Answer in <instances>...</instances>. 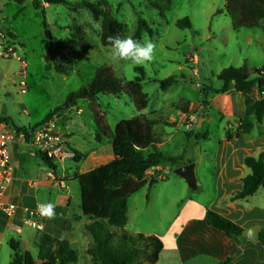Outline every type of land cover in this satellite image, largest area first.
<instances>
[{"label":"rangeland","instance_id":"obj_1","mask_svg":"<svg viewBox=\"0 0 264 264\" xmlns=\"http://www.w3.org/2000/svg\"><path fill=\"white\" fill-rule=\"evenodd\" d=\"M37 1L40 9L34 6V0H0V34L9 40V34L16 36V40L10 42L12 46L17 42L16 52L27 64V89L21 94L13 84V80L18 79L15 74L19 71V63L0 58L3 75L0 114L7 116L11 127L29 129L42 123L71 94L86 88L101 68L112 70L123 89L128 82L144 78L143 92L148 95L145 109L139 111L124 92L117 96L102 94L94 103L82 100L78 106L64 112L62 120L57 118L54 130L63 132L67 127L68 132L74 133L71 146L80 148L84 140L77 130L82 127L89 135L98 127L95 104L98 116L112 131L121 121L139 119L152 129L164 154L181 156L185 152L186 161L195 164L205 157L204 165L198 167L196 175L201 182L199 190L192 191L187 182L174 173L177 168L163 163L166 173L155 171L154 175H159L161 181L152 187L145 186L130 202L126 231L132 234L136 225L146 232L153 230L164 245L157 264L174 262V237L185 218L192 214L202 216L216 195L209 174L219 139L225 130L227 134L236 133L234 124L226 125L225 106L217 98L220 95L211 93L204 103L202 88L222 87L218 76L231 67L246 66L250 78L257 77L255 70L264 67V20L258 27L236 29L225 11L227 0H105L106 7L100 5L102 11L109 12L126 26V36L135 35L139 22L147 26L142 40L155 43V58L137 66L112 58L110 47L101 44L102 19L96 20L90 10L80 5L84 0H69L77 5L75 8L49 6L44 0ZM90 1L99 3L98 0ZM186 18L192 28L177 27L176 23ZM47 32L51 40L47 38ZM75 36L79 38V47L76 54L68 58L67 73L60 74L55 69L58 59L52 50L58 47L65 53L70 52L66 43L69 39L75 40ZM4 44L5 41L1 43ZM173 76L178 78L177 82L164 91L161 82ZM201 120V127L197 128ZM206 120L211 124H205ZM190 121H193L192 128L187 130ZM99 132L103 133L102 130ZM207 134L209 138L203 139L202 136ZM85 146L89 148L90 144L85 143ZM112 159L110 151L104 152L93 160L94 167ZM70 164L75 166L76 162L69 160L63 166ZM154 176H149V180ZM72 194V214L76 215L81 200L77 183L72 185ZM166 195H170L169 200ZM189 199L193 202L189 203ZM257 199L264 200V190L259 192ZM190 205L195 209L188 211ZM85 227L77 233L88 235L92 242L79 237V244L74 247L79 256L77 264L93 263L88 254L93 240ZM113 232L116 244L120 232ZM140 246L143 248L146 244ZM30 252L37 256L35 246L30 247Z\"/></svg>","mask_w":264,"mask_h":264},{"label":"trees","instance_id":"obj_2","mask_svg":"<svg viewBox=\"0 0 264 264\" xmlns=\"http://www.w3.org/2000/svg\"><path fill=\"white\" fill-rule=\"evenodd\" d=\"M18 1L22 2V0ZM44 2L49 6L64 5L69 8L77 6L69 0H44ZM98 2L91 3L90 0H84L80 5L90 10L96 20L102 19L101 44L104 47H110L108 37L117 34L126 37V26L112 17L109 12L102 11L100 5L106 7L105 0H98ZM33 4L37 9L41 8L37 0H34ZM225 11L231 16L236 29L258 27L264 20V0H227ZM176 25L180 29L192 28L191 22L187 18L178 21ZM145 28H147L145 23L139 22L133 38L142 40ZM8 36L11 42L16 40V36L12 34ZM77 40H79L77 36H75V40L69 39L66 45L71 51L66 53L58 47L53 51V46H51L50 49L58 59L55 67L58 73H67L68 58L74 56L79 47ZM262 71L264 72V67L256 69L257 77L251 79L246 66L231 67L223 70L218 76V79L223 83L222 88H202L204 103H207L211 93L222 95L231 89L244 96L246 109L238 123V132H242L244 135H250L253 132L255 128L253 120L258 125L264 121V75H262ZM177 79L173 76L162 81L161 88L166 91L177 82ZM143 81L144 78H137L128 82L123 89L112 70L101 68L86 88L71 94L62 106L56 108L37 126L43 125L55 116L61 117L67 110L78 106L82 100L94 103L102 94L117 96L124 92L141 111L145 109L148 100V95L143 92ZM94 113L99 131L103 132L98 131L96 140L100 141L102 137L112 139L114 160L75 177L80 187L82 214L90 221L85 229L93 239V246L88 250V254L92 257V264H157L160 253L164 249L163 243L155 237L133 236L126 231L129 199L138 194L145 186L152 187L161 181L159 175H156L148 183L147 176L150 171L157 170L163 163L180 168L193 163V161H186L185 152L181 156L164 154L158 148V142L152 129L139 119L121 121L116 125L114 131H111L107 123L98 116L95 104ZM3 120L9 121V119ZM19 130L27 131L26 128ZM228 135L239 137V133L235 135L228 133ZM202 138L207 139V135H203ZM73 153L76 162L83 158V155L78 151H73ZM40 155L50 169L56 171L59 168V165L49 159L47 155L42 153ZM244 165L251 173L243 179L242 190L235 193L230 198V202L246 200L257 194L259 190H264V151L258 156L246 157ZM206 221L209 227L225 233L229 238H242L244 229L216 212L208 211ZM113 230L120 232L116 244L113 242L115 236ZM259 242L264 246V229ZM142 243L146 244L143 248L140 246ZM10 246L14 253L11 264H77L79 259L77 251L68 241L59 240L40 232H38L37 240L34 243L37 250L36 257L29 251H23L18 242H12ZM232 262L233 259L229 258L220 264H232Z\"/></svg>","mask_w":264,"mask_h":264},{"label":"crops","instance_id":"obj_3","mask_svg":"<svg viewBox=\"0 0 264 264\" xmlns=\"http://www.w3.org/2000/svg\"><path fill=\"white\" fill-rule=\"evenodd\" d=\"M2 42L3 40L0 39V47ZM15 82L16 80H13V84ZM217 98H220L222 105L225 106L226 125L234 124L239 137L229 136L225 130L224 135L219 139L218 150L213 157V167L209 174L216 195L205 208L202 216L192 214L185 218L181 229L174 237L175 261L168 264H220L229 258L233 259L232 264H264V246L260 242H252L243 237L229 238L225 233L209 227L206 221L207 212L213 211L233 221L244 230L255 226L264 229V200L257 199L259 192L263 189L246 200L229 201L235 193L242 190L243 179L251 173L244 165L245 158L258 156L264 151V121L258 125L253 120L255 124L253 132L250 135H244L242 132H238L239 119L246 109L244 96L231 89ZM65 114H62L61 117H64ZM0 116L8 119L6 115L0 114ZM61 117L59 118L62 120ZM205 124H211V121L206 120ZM37 125L30 126V128ZM63 130V132L54 130V133L63 136L67 142L66 146L70 157L66 161H75L73 151H78L83 155L79 162L75 161V166L70 164L64 167V162L57 163L59 168L54 171L43 162L41 152L31 144L20 141L12 147L14 181L6 202L18 206V211L14 217H8L0 212V264H11L14 254L10 246L12 242L20 243L23 251L30 252V247L34 246L37 240L38 232L23 225L24 211L49 202L55 205V218H47L42 233L68 241L73 249L79 244V237H86L89 243L92 242L88 235H84V233L78 235L77 233L78 229H83L90 221L82 214L81 200L79 214H72L74 199L72 185L78 184L75 180L76 175L85 174L99 167H94L93 160L99 158L104 152L110 151L112 161L114 160L112 139L102 137L100 141H97L98 127L89 135L85 134L81 127L76 133L82 136L84 146L82 144L79 145L80 148H74L70 144L74 133L68 132L67 127ZM208 138L209 134H207ZM85 143L90 144V147L87 148ZM158 148L161 150L160 146ZM204 160L205 157L196 162V175H198V167L204 165ZM155 171L166 173V168L161 166ZM155 171L148 174V183L151 180H149V176H154ZM197 180L199 190L201 182L199 179ZM161 194L163 195V192ZM136 196L137 194L132 196L128 202V223L130 202ZM166 199L169 200L170 195H166ZM188 202L192 203L193 200L189 199ZM147 203L150 204L149 201ZM193 209L195 207L190 205L187 210ZM164 212L163 210L162 213ZM131 235L157 238L153 230L146 232L138 225Z\"/></svg>","mask_w":264,"mask_h":264},{"label":"built area","instance_id":"obj_4","mask_svg":"<svg viewBox=\"0 0 264 264\" xmlns=\"http://www.w3.org/2000/svg\"><path fill=\"white\" fill-rule=\"evenodd\" d=\"M0 38L5 41V44L0 47V58L14 59L19 63V71L16 73L18 79L15 84L19 92L25 94L27 89V64L25 60L18 56L12 43L6 36L0 34ZM262 75H264L263 71ZM2 78L3 76L0 72V94L3 88ZM57 118L55 116L43 125L29 128L25 132L11 127L8 122L3 120L5 118L0 116V212L8 217H14L18 211V206L6 202V198L14 181L12 147L15 143L20 141L27 142L56 163H63L70 157L65 138L54 133ZM192 122L190 121L186 125L187 130L192 128ZM159 178L162 179L161 177ZM39 206L33 209H25L23 225L31 230L42 233L48 217L43 214Z\"/></svg>","mask_w":264,"mask_h":264},{"label":"clouds","instance_id":"obj_5","mask_svg":"<svg viewBox=\"0 0 264 264\" xmlns=\"http://www.w3.org/2000/svg\"><path fill=\"white\" fill-rule=\"evenodd\" d=\"M111 56L113 59L131 62L143 66L155 58V43L149 39L137 40L131 36L121 37L119 34L109 36ZM42 212L48 218H55V205L51 202L40 205Z\"/></svg>","mask_w":264,"mask_h":264},{"label":"water","instance_id":"obj_6","mask_svg":"<svg viewBox=\"0 0 264 264\" xmlns=\"http://www.w3.org/2000/svg\"><path fill=\"white\" fill-rule=\"evenodd\" d=\"M47 38L51 40V35L49 32H47ZM201 122L202 120L200 121V124L197 126V128L201 127ZM174 173L180 178L184 179L187 182L188 187L192 191L198 190V180L196 176V164L195 163H190L183 167L177 168L175 169ZM261 232H262V227L255 226L253 228L244 230L242 237L252 242H259Z\"/></svg>","mask_w":264,"mask_h":264},{"label":"bare ground","instance_id":"obj_7","mask_svg":"<svg viewBox=\"0 0 264 264\" xmlns=\"http://www.w3.org/2000/svg\"><path fill=\"white\" fill-rule=\"evenodd\" d=\"M17 42L16 43H14V45H13V48L15 49V47H17ZM16 50V49H15Z\"/></svg>","mask_w":264,"mask_h":264}]
</instances>
